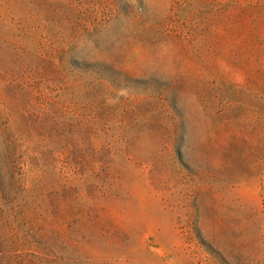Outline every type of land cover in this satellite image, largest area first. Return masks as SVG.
I'll use <instances>...</instances> for the list:
<instances>
[{"label":"rangeland","instance_id":"374dc122","mask_svg":"<svg viewBox=\"0 0 264 264\" xmlns=\"http://www.w3.org/2000/svg\"><path fill=\"white\" fill-rule=\"evenodd\" d=\"M0 264H264V0H0Z\"/></svg>","mask_w":264,"mask_h":264}]
</instances>
